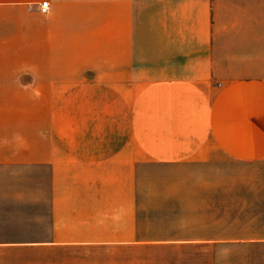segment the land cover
Listing matches in <instances>:
<instances>
[{
    "label": "crops",
    "instance_id": "1",
    "mask_svg": "<svg viewBox=\"0 0 264 264\" xmlns=\"http://www.w3.org/2000/svg\"><path fill=\"white\" fill-rule=\"evenodd\" d=\"M218 32L211 0H0V264H264V58Z\"/></svg>",
    "mask_w": 264,
    "mask_h": 264
},
{
    "label": "rangeland",
    "instance_id": "2",
    "mask_svg": "<svg viewBox=\"0 0 264 264\" xmlns=\"http://www.w3.org/2000/svg\"><path fill=\"white\" fill-rule=\"evenodd\" d=\"M211 2L213 7V26L219 30L217 55L221 61L225 62L227 59L250 58L254 60L260 57L264 58V18H260L261 15H264L261 14V12H264V5H261L259 0H211ZM222 66L221 71L226 72L227 68L224 65ZM188 171H185L186 175H183L178 169H173L170 172V177L157 179V181L151 182L150 186H174L177 188L227 186L226 170L218 174L211 167ZM144 214V218H159L163 216V213L157 211ZM168 216H172V213H169ZM215 250L219 253L228 252L227 247ZM239 251H242V249H230V252ZM249 251L264 252V247H250ZM207 252H210V250L205 249V253ZM201 262L204 264L210 262L209 256L204 254L202 261H196L195 257L191 256V259L181 261L180 264H200ZM223 262L226 261L221 260L220 264Z\"/></svg>",
    "mask_w": 264,
    "mask_h": 264
},
{
    "label": "built area",
    "instance_id": "3",
    "mask_svg": "<svg viewBox=\"0 0 264 264\" xmlns=\"http://www.w3.org/2000/svg\"><path fill=\"white\" fill-rule=\"evenodd\" d=\"M40 10L41 11H46L47 10V7H48V3L47 2H42V3H40Z\"/></svg>",
    "mask_w": 264,
    "mask_h": 264
}]
</instances>
